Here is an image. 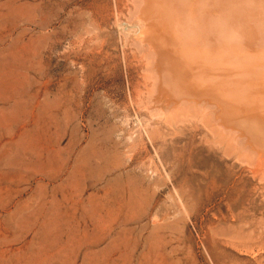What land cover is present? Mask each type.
Here are the masks:
<instances>
[{
  "label": "rangeland",
  "instance_id": "obj_1",
  "mask_svg": "<svg viewBox=\"0 0 264 264\" xmlns=\"http://www.w3.org/2000/svg\"><path fill=\"white\" fill-rule=\"evenodd\" d=\"M133 11L0 0V264H264L257 181L237 168L250 183L230 192L211 145L189 170L151 137L169 132L123 36Z\"/></svg>",
  "mask_w": 264,
  "mask_h": 264
},
{
  "label": "bare ground",
  "instance_id": "obj_2",
  "mask_svg": "<svg viewBox=\"0 0 264 264\" xmlns=\"http://www.w3.org/2000/svg\"><path fill=\"white\" fill-rule=\"evenodd\" d=\"M194 3L242 4L244 15L237 19L245 25L247 46H264V0H133L123 36L140 54L146 104L153 109L148 114L155 111L169 132L155 124L151 137L182 142L178 156L189 170L207 168L213 156L203 155V145H211L229 167L219 182L230 192H245L250 183L234 174L237 168L264 190V70L212 65L198 45L180 39Z\"/></svg>",
  "mask_w": 264,
  "mask_h": 264
},
{
  "label": "clouds",
  "instance_id": "obj_3",
  "mask_svg": "<svg viewBox=\"0 0 264 264\" xmlns=\"http://www.w3.org/2000/svg\"><path fill=\"white\" fill-rule=\"evenodd\" d=\"M242 4L194 3L189 8V27L180 39L200 47L201 54L215 66L238 71L264 70V46H247Z\"/></svg>",
  "mask_w": 264,
  "mask_h": 264
}]
</instances>
